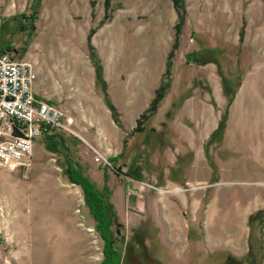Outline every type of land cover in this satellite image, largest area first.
<instances>
[{
    "label": "rangeland",
    "instance_id": "rangeland-1",
    "mask_svg": "<svg viewBox=\"0 0 264 264\" xmlns=\"http://www.w3.org/2000/svg\"><path fill=\"white\" fill-rule=\"evenodd\" d=\"M104 2L0 0V44L31 64L40 100L70 129L53 131L69 151L41 135L28 171L0 166V264H99L65 156L111 191L128 264H264V0H182L174 50L173 0ZM91 29L119 124L95 82ZM171 51L170 87L134 132ZM94 151L118 159L104 166Z\"/></svg>",
    "mask_w": 264,
    "mask_h": 264
},
{
    "label": "trees",
    "instance_id": "trees-1",
    "mask_svg": "<svg viewBox=\"0 0 264 264\" xmlns=\"http://www.w3.org/2000/svg\"><path fill=\"white\" fill-rule=\"evenodd\" d=\"M39 1L40 0H36L37 3ZM173 3L179 16L178 22L175 25V40L172 46V50L177 48L178 35L184 21V8L182 0H173ZM104 5L105 10H108L109 0H105ZM33 13H35V11H32V13L29 14L27 17H23L24 21L29 26H31V22H33V20L35 19ZM21 27L23 29L25 25ZM93 32L94 29H91L88 32L86 36V46L89 52V60L94 68L95 82L102 91L103 101L106 104L108 110L110 111L112 120L115 124H119L118 112L109 100L108 93L106 91V83L102 77V67L91 44V36ZM195 55L196 53L194 52L188 53L186 54V59L196 61V59L194 58ZM172 56L173 52L171 51L167 56L164 71L159 79V84L157 88L154 90L153 97L149 100L147 107L136 120L134 132H141L142 128L140 127V125L151 121L158 106L165 97L171 82ZM223 85L225 88V93L228 94V90L226 89L229 88H226L228 83L225 79L223 80ZM223 122L224 119H221L214 134H218L220 131H222ZM42 135L47 141V148L49 150L59 152V147H61L65 151H69L64 144L65 139L62 136L56 135L53 131ZM117 159L118 157H113L109 158L107 161L112 166V164ZM64 161L66 164L65 175L70 183H73L81 188L84 204L87 207L88 212L95 223V231L99 234L100 238L102 239V258L99 264H128V262L124 260V250L126 248V246L124 247V244L126 245V243L121 237L117 239L116 229H112V227L117 224V218L114 206L110 201L111 191L106 185H103L102 188H98L95 183L87 175L84 174L81 167L68 156H65ZM126 175L133 178L129 174ZM103 177L104 180H107L106 174H103ZM117 242H120L121 246H118ZM139 243H141V241ZM229 262L230 259L226 260L225 264H228Z\"/></svg>",
    "mask_w": 264,
    "mask_h": 264
},
{
    "label": "built area",
    "instance_id": "built-area-1",
    "mask_svg": "<svg viewBox=\"0 0 264 264\" xmlns=\"http://www.w3.org/2000/svg\"><path fill=\"white\" fill-rule=\"evenodd\" d=\"M34 81L29 62L0 51V166L26 172L36 137L56 129L70 132L58 105L35 98ZM94 160L109 164L96 151Z\"/></svg>",
    "mask_w": 264,
    "mask_h": 264
},
{
    "label": "crops",
    "instance_id": "crops-1",
    "mask_svg": "<svg viewBox=\"0 0 264 264\" xmlns=\"http://www.w3.org/2000/svg\"><path fill=\"white\" fill-rule=\"evenodd\" d=\"M0 51L1 52H8L9 54H10V52L9 51H7L6 50V48L3 46V45H1L0 44ZM11 55V54H10ZM33 92H34V96H35V98H37V99H41L43 96L39 93V91H38V88H36V86L34 85V87H33ZM35 143V142H34Z\"/></svg>",
    "mask_w": 264,
    "mask_h": 264
}]
</instances>
